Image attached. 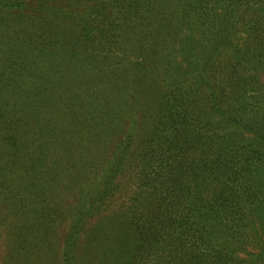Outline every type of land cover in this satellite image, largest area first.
<instances>
[{"label":"trees","instance_id":"obj_1","mask_svg":"<svg viewBox=\"0 0 264 264\" xmlns=\"http://www.w3.org/2000/svg\"><path fill=\"white\" fill-rule=\"evenodd\" d=\"M66 2L0 0L3 72L15 74L31 94L44 86L45 94L38 114L23 101L18 130L3 129L8 120L0 110V158L6 157L0 163V207H12L26 221L24 228L48 238L64 217L60 195L48 192L79 185L61 253L67 264L84 250L93 251L78 243L87 228L92 241L102 242L112 255L110 264L119 258L124 264H245L233 262L236 244L223 246L224 240L214 247L216 238L228 237L225 230L241 220L231 210L242 208L263 184L264 0H81L77 9L84 13L70 11ZM55 20L60 24L54 26ZM79 28L80 35L74 34ZM30 57L48 62L44 73L29 77ZM77 64L107 69L97 87L88 76L82 96L91 97L87 105L104 114L109 133L128 112L131 121L103 182L89 178L91 166L82 183L76 174L70 183L55 184L53 176L41 175L43 184L37 186L33 177L43 162L53 161L39 144L24 167L20 151L35 114L45 119L48 135L56 133L50 102L65 100L59 112L68 110L74 96L61 84L70 86ZM50 82L59 88L46 95ZM108 91L117 95L110 105ZM123 97L130 98L128 104ZM141 120L150 136L134 150ZM20 185L31 190L25 193ZM119 193L130 195L129 229L113 225L118 219L107 201ZM107 210L114 213L107 218L111 227L92 225L94 216Z\"/></svg>","mask_w":264,"mask_h":264},{"label":"rangeland","instance_id":"obj_2","mask_svg":"<svg viewBox=\"0 0 264 264\" xmlns=\"http://www.w3.org/2000/svg\"><path fill=\"white\" fill-rule=\"evenodd\" d=\"M69 5L70 11L83 12L81 9H77L81 6V0H68L65 3ZM84 13V12H83ZM70 14V13H69ZM60 24V21H54V26ZM73 24L71 23V26ZM81 28H79L74 34L80 35ZM0 37V41H1ZM62 41V40H61ZM60 41V42H61ZM11 59H13L11 57ZM17 59V58H16ZM4 56L0 57V110L6 116L8 120L4 124L3 129H19L21 126V113L22 104L25 99H28L31 106L29 109L35 113L42 111V102L44 101V86L35 93H30L28 89L24 90L22 86L18 84V80L15 74L4 73L3 64ZM13 61H15L13 59ZM28 62L32 63L31 67L27 71L29 77L40 75L44 73V70L48 66V62L33 61L30 57ZM99 68V69H98ZM106 68L103 66H82L80 64L74 65L70 70L69 80L70 86L65 84V81L61 85L69 89V95L74 96L70 103L68 104V110L66 109L63 114L59 112L65 100H58L50 102L52 106L49 111L54 112L56 117L54 118V127L56 133L53 135H48L46 131H50L48 124L45 123V119L35 114V121L32 122L33 127L28 135V140L25 142L24 147L20 151L22 157V162L24 167L30 159V155L36 149L35 147L40 144L45 149L47 155L53 161L52 166H47L45 162L42 163L43 168L39 170L33 180L37 186L43 184L41 175L53 176V183H57L59 180L61 183H70L72 174H76V178L82 183V178L84 172H89L91 166L92 170L89 173V178H98L100 182H103L104 177L108 174V169L111 167L114 158L113 150L118 145V141L130 124L131 118L129 112L124 120L117 122L115 130L109 133L112 126H103L107 120L104 114L99 110L92 109L87 104L92 100L89 96H82V92L86 87V83L89 79L88 76L92 75L95 77V85L97 87V78L103 74H106ZM16 74H18L19 69H16ZM49 93L55 92L59 88V84H54L50 82ZM60 85V86H61ZM29 95H22V93H27ZM104 90L98 94V96L103 95ZM105 98L107 105L113 104L117 99V95L108 91L105 93ZM120 99V98H119ZM126 104L129 103V97H123ZM105 127V128H104ZM65 131V132H64ZM51 132V131H50ZM64 132V133H63ZM52 133V132H51ZM150 131L147 129L146 123L141 120V124L135 129L134 140L131 142V148L136 150L139 144L146 137L150 136ZM51 140H48L50 139ZM46 141L45 144H41ZM0 142L1 139H0ZM115 157V155H114ZM132 159V158H131ZM130 159V160H131ZM6 160L5 155L0 158V163ZM24 169V168H23ZM23 171V170H22ZM132 179L133 171L131 172ZM263 184L259 187L257 194L250 193V198L242 205V208L233 209L236 215L241 217L240 221H234L232 226L229 227L230 231L228 237L216 238V245L214 249L221 247L220 243H225L222 245L229 246L235 245L240 247V249L234 251L233 257L234 263L244 262L245 264H264V174L261 176ZM17 177H11L10 183L16 184ZM133 181V180H132ZM134 184V182H133ZM81 187L78 185L70 191H62L60 187L50 190L48 193L59 194L58 199L59 209L63 212L64 217L61 223L54 230V234L48 236L44 234L43 237L39 234L37 229H27L24 228V223L22 218L16 214L12 207H0V264H67L63 261L62 248L64 246V240L67 234L71 231L70 224L67 221L69 217V207L72 202L77 200V193ZM20 189L25 193H29L31 190L27 185H20ZM89 196V195H88ZM78 198V196L76 197ZM130 195L123 193L116 194L114 197L110 198L107 202H110L109 209L116 213V221L113 225L114 227L129 229L130 220L126 213V208L129 204ZM114 213H111L114 215ZM108 210L96 214L94 216L95 221L92 223L100 224L102 226L111 227L109 223L108 215H111ZM29 215V214H27ZM225 219V217L223 218ZM88 221H93L89 219ZM226 224V221L224 222ZM223 223V224H224ZM120 225V226H119ZM216 231L220 234L223 229L222 224L216 223ZM233 228V230H231ZM224 230V229H223ZM93 236H90L89 228L86 229L80 235L79 246L83 247L86 243L88 245L87 249L82 252L74 261V264H110L112 255L107 254V250L101 244L96 241H92ZM95 239V238H94ZM227 241V242H226ZM108 243V242H107ZM226 247H223L224 250ZM78 251V249H77ZM107 251V252H106ZM94 252V254H92ZM217 252L213 255L215 256ZM76 252V256H77ZM259 256V258H258ZM72 264V261H71ZM114 264H124L121 258L114 259Z\"/></svg>","mask_w":264,"mask_h":264}]
</instances>
